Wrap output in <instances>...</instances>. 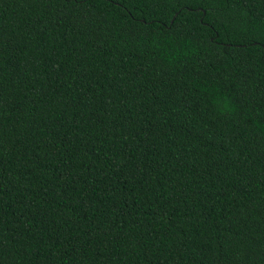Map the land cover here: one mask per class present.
Here are the masks:
<instances>
[{"label":"trees","instance_id":"obj_1","mask_svg":"<svg viewBox=\"0 0 264 264\" xmlns=\"http://www.w3.org/2000/svg\"><path fill=\"white\" fill-rule=\"evenodd\" d=\"M0 264H264V0H0Z\"/></svg>","mask_w":264,"mask_h":264}]
</instances>
